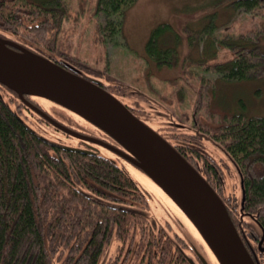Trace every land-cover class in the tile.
Masks as SVG:
<instances>
[{
    "label": "rangeland",
    "instance_id": "1",
    "mask_svg": "<svg viewBox=\"0 0 264 264\" xmlns=\"http://www.w3.org/2000/svg\"><path fill=\"white\" fill-rule=\"evenodd\" d=\"M62 1L66 12L53 47L38 51L52 59L72 63L86 75L97 77L139 117L167 134L170 143L190 138L188 152L194 159L193 164L203 176H213L216 191L233 213L239 234L264 264V252L258 251L257 240L253 238L262 233L253 216L256 214L244 207L240 211L243 196L240 172L219 142L211 137L210 130L224 114L243 112L246 116H264V78L227 79L210 69L212 64L223 63L232 56V51L220 43L227 30L237 34L242 29L253 28L256 21L260 22L258 26H264V8L263 14L257 15L244 8L233 10L224 6V2L214 5V0H134L125 7L122 22L117 24L112 20L108 27L107 18L98 10V0ZM196 26H202L199 28L202 32L195 38L192 33L199 31ZM158 27L153 36V51H150L148 42ZM0 36L28 46L8 30L0 29ZM103 40H108L107 47ZM159 51L165 52L160 63L156 58ZM1 92L4 99L11 98L9 92ZM31 97L61 124L117 145L101 129L69 109L43 97ZM19 102L22 101L14 100L15 105ZM11 106L14 108L12 103ZM19 112L41 136L57 144L91 149L78 138L43 121L24 103ZM202 132L209 137L205 135L202 139ZM98 146L99 150L94 148V151L115 161L143 193L142 201L134 199L127 204L128 208L144 214L153 230L171 236L174 244L181 246L196 264L198 254L208 264H219L187 216L138 166L108 147ZM117 204L126 206L122 201ZM253 228L257 229L256 233ZM176 235L183 239L181 244ZM139 237V228L130 232L126 239L113 235L104 245L96 264H138L142 256L138 250Z\"/></svg>",
    "mask_w": 264,
    "mask_h": 264
},
{
    "label": "trees",
    "instance_id": "2",
    "mask_svg": "<svg viewBox=\"0 0 264 264\" xmlns=\"http://www.w3.org/2000/svg\"><path fill=\"white\" fill-rule=\"evenodd\" d=\"M98 2L109 27L112 20L122 22L125 7L134 0ZM212 2L263 14L264 0ZM65 12L62 0H0V29L40 53L39 48L53 47ZM259 24L237 34L225 29L220 43L232 56L212 64L214 74L235 80L264 78V26ZM158 29L148 42L150 51ZM99 31L103 32L100 24ZM201 32L192 34L196 38ZM164 53L156 55L158 63ZM2 90L11 98L4 99ZM18 99L0 83V264H96L113 235L126 239L137 228L142 254L138 264H190L171 236L153 230L144 214L128 208L130 201H142L143 193L122 167L97 152L66 149L41 136L21 116L24 102L15 105ZM210 130L241 174L240 209L255 212L254 219L264 230V116L224 114ZM120 201L126 206L118 205ZM176 240L181 244L183 239L176 235Z\"/></svg>",
    "mask_w": 264,
    "mask_h": 264
},
{
    "label": "water",
    "instance_id": "3",
    "mask_svg": "<svg viewBox=\"0 0 264 264\" xmlns=\"http://www.w3.org/2000/svg\"><path fill=\"white\" fill-rule=\"evenodd\" d=\"M0 83L54 127L108 147L138 166L192 222L219 264H257L212 186L166 139L98 81L0 36ZM25 95L43 97L69 109L101 129L121 148L61 124L32 105ZM63 147L94 152V149ZM259 237L258 248L264 252V230ZM200 258L203 264H208L201 255Z\"/></svg>",
    "mask_w": 264,
    "mask_h": 264
},
{
    "label": "flooded vegetation",
    "instance_id": "4",
    "mask_svg": "<svg viewBox=\"0 0 264 264\" xmlns=\"http://www.w3.org/2000/svg\"><path fill=\"white\" fill-rule=\"evenodd\" d=\"M105 43H106V47H107V43H108V40H103ZM57 62H59L61 65H63L65 68H67L68 70H71V71H74V72H78L80 75H82V76H84V77H86V78H88V79H94V80H96V81H98L99 82V84L103 87V88H107V86L108 85H106V84H104L101 80H99L97 77H93V76H89V75H86L79 67H77L76 65H74V64H72V63H69V62H67V61H58L57 60ZM108 89V88H107ZM110 92L113 94V95H115L111 90H110ZM116 96V95H115ZM25 97V96H24ZM117 97V96H116ZM32 105H34V106H36V107H38V108H40L41 110H43V111H45L43 108H41V106L37 103V102H34V100H33V98L31 97V96H26L25 97ZM118 98V97H117ZM119 99V98H118ZM123 102V101H122ZM124 103V102H123ZM131 111H132V113L134 114V115H136L138 118H140L142 121H144L146 124H148L150 127H152L148 122H147V120H145V119H143V118H141V117H139L138 116V114H136L135 112H134V110L132 109V107L130 106V105H128V104H126V103H124ZM27 105V104H26ZM26 107H28L31 111H33V112H35V113H37L33 108H31L30 106H26ZM46 112V111H45ZM46 113H48V112H46ZM37 115L40 117V118H42L43 119V121H46L42 116H40L38 113H37ZM47 123H49L48 121H46ZM49 124H51V123H49ZM179 125H185V124H183V123H178ZM52 125V124H51ZM53 126V125H52ZM56 128V127H55ZM153 128V127H152ZM155 131H157L162 137H164L169 143H170V138H167V134H164L163 133V131H161V130H159V129H157V128H153ZM65 133V132H64ZM203 137L205 136V135H207L206 133H203L202 132V134H201ZM208 136V135H207ZM209 137V136H208ZM112 139V138H111ZM202 139H205V137L204 138H202ZM79 140L81 141V142H83L84 144H85V146H87V147H89V148H91V149H96V150H99V144H96V143H93V142H90V141H87V140H82V139H80L79 138ZM176 144H172V143H170L193 167H195L197 170H198V172L202 175V173H201V171H200V169L198 168V166H196V165H194L193 164V160L194 159H192L191 157H190V153L188 152V151H190L189 149H190V138H188L187 140H184V138L183 139H178L176 142H175ZM193 146H195L196 148H197V150H198V146L194 143V141H193ZM117 146H119L118 144L116 145V147ZM120 147V146H119ZM119 157H121V156H119ZM195 163L197 164V161L195 160ZM239 170V169H238ZM203 176V175H202ZM204 178H205V180L216 190V188H215V186H214V182L212 181V177L213 176H203ZM211 178L210 180L208 179V178ZM224 200V199H223ZM224 202H225V200H224ZM242 203V202H241ZM225 204H226V202H225ZM226 207H227V209H229V207H228V205L226 204ZM242 208V207H241ZM228 211H230V210H228ZM240 211H242V209H240ZM230 213V216L232 217L233 216V213L230 211L229 212ZM232 220H233V217H232ZM234 224H235V222H234ZM236 225V224H235ZM253 231L256 233L257 232V229L256 228H253ZM253 238H255L256 240H257V247H258V242H259V239H258V237H257V235H255ZM243 240H244V238H243ZM263 242H264V240H263ZM244 243H245V245H246V247H247V249H248V251L250 252V254L252 255V257L254 258V260H255V262L257 263V264H261L260 263V261H259V259H258V257H257V254H256V252L254 251V249H253V247L248 243V241H245L244 240ZM258 249V248H257ZM259 251V250H258ZM260 252V251H259ZM185 253V252H184ZM261 253V252H260ZM186 254V253H185ZM198 257V260H197V264H203V262L201 261V259H200V257H199V255L197 256ZM186 258H187V260L189 261V263L190 264H196L195 262H194V260L192 259V261L190 260V259H188L189 257L186 255Z\"/></svg>",
    "mask_w": 264,
    "mask_h": 264
},
{
    "label": "bare ground",
    "instance_id": "5",
    "mask_svg": "<svg viewBox=\"0 0 264 264\" xmlns=\"http://www.w3.org/2000/svg\"><path fill=\"white\" fill-rule=\"evenodd\" d=\"M197 233V232H196Z\"/></svg>",
    "mask_w": 264,
    "mask_h": 264
}]
</instances>
